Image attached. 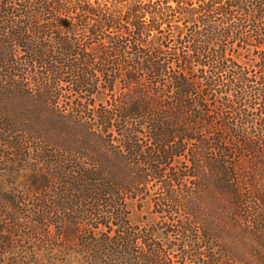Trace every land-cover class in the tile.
<instances>
[{
  "label": "trees",
  "instance_id": "trees-1",
  "mask_svg": "<svg viewBox=\"0 0 264 264\" xmlns=\"http://www.w3.org/2000/svg\"><path fill=\"white\" fill-rule=\"evenodd\" d=\"M113 26L133 37L106 48ZM99 55L125 70L127 94L111 111L57 112L51 62L81 64L78 91ZM0 145V215L16 225L26 187L56 180L55 207L80 218L50 237L40 203L22 245L0 226V264H175L174 251L185 262V240L169 242L179 228L209 246L194 264H264V0H0ZM151 178L165 192L158 213L169 203L192 220L142 237L125 197Z\"/></svg>",
  "mask_w": 264,
  "mask_h": 264
},
{
  "label": "rangeland",
  "instance_id": "rangeland-1",
  "mask_svg": "<svg viewBox=\"0 0 264 264\" xmlns=\"http://www.w3.org/2000/svg\"><path fill=\"white\" fill-rule=\"evenodd\" d=\"M122 34L125 39L127 38L131 39L133 37V31L132 29H130V27L124 28L122 31L119 29L118 26L117 27L113 26L108 28L105 31V33H103V35L101 36V39L105 43L104 46L108 48L109 38L114 39L116 37L121 36ZM163 39H164L163 50L167 51L168 53L172 52V50L174 51L176 42L172 38V34H170L168 28L164 29ZM86 45L87 44H85L84 42H81V44L78 47L81 50H83V46ZM92 47L93 45L90 46L87 50V52L90 53V55H91V49L94 48ZM58 57L60 56L55 57L54 61L51 63L56 62V65L59 68V72L62 73L60 79H58L57 77L56 79H54L53 77H47L48 83L53 84V87L55 89L52 96H53V100L56 103L55 106L57 112L63 115L74 113L73 115L74 116L76 115L78 117L81 112H84L83 110H79L76 107L77 104L80 102L88 104L89 109L91 111L93 109L96 110L101 108L106 109L107 111H111L112 109L115 108V106L118 105L120 99L127 94L129 89L125 84V70L122 69V67H117L116 64L114 65L115 60L110 58L109 56L107 55L104 56L103 60L99 58L100 55L98 57L95 56L96 58H94L89 62L88 69H91L90 70L91 72L86 73L85 71V74L86 75L88 74L89 76V78H87L89 79L88 85L84 86L81 90L78 91H76L74 86L76 85L78 78L83 74L79 71L82 68L81 64L80 66L75 67V70L74 69L71 70L67 67V64L63 63L65 62L63 58L61 60V58ZM78 63L79 61L74 60L75 65H77ZM120 69L121 72H119ZM84 116L85 114L83 113L82 117ZM114 135L117 134L114 133ZM141 139L143 140V143L148 141L146 136H142ZM26 143L31 148L28 153H30V159L32 160L33 163L32 167H34V169L36 170L38 169L41 170L42 169L41 165L38 166L37 154H34L32 152L34 148L38 146V141L30 140L27 141ZM0 151H3L1 145H0ZM27 157L29 158L28 155ZM47 159L50 163H52V171L55 170L56 169V165H54L55 161L52 160L51 158H47ZM46 171H42V172L44 173ZM37 172L40 173L41 171L38 170ZM175 186L178 189L180 187L177 184ZM26 188H27L26 189L27 192L23 197V200L21 201V207H20L21 209L20 212H22V215L19 216L20 218L19 221L16 222V225H12L10 221H7L8 219H5L3 215H0V222H1L0 226L4 227L6 231H9L10 233L9 236L11 240L14 241L11 243V248H13V246L16 247L19 244L22 245L21 243L25 242L21 238V236H23V234L24 236L29 234L28 227H31L33 225L32 222L34 221V219H36V215H38V211H37L39 208L38 205L40 203L41 204L46 203V205L51 209L50 214L48 215V220L50 223L48 231L50 237L59 236L61 230L58 221L60 220V218L69 217L72 218V220L74 219L73 220L74 222H77L78 219L80 220L77 213H75V208L73 209L74 212L64 213L63 211L55 207L56 203H59L62 197V195L58 196L57 194L63 193V191L65 190L64 183L62 181L53 180L50 184H48L46 183V181L41 180L40 183H37L34 186L32 185L27 186ZM164 197H165V192L163 189L162 182L154 178L150 179L149 183L143 188L142 191L137 190L134 193L128 194V196L125 197V203L133 206L131 208L134 218L140 224L139 226V233L141 234L140 236L143 237L144 231H147L148 228L155 227L156 225L160 226L158 228L162 230L166 225L165 223L167 224L174 223L175 226L177 224L182 226L181 223L185 224L187 222H191L192 217H190L186 211H184L181 207H173V206L171 207L169 203H168L169 206L166 205L165 208L162 210L164 211L163 213L162 212L158 213L159 209L158 210L156 209L157 207L156 205H158L159 203H164L163 201ZM87 204L88 203L84 205ZM80 209H81L80 206L76 207V211L77 210L80 211ZM40 210H42V207ZM43 210L44 212H47L48 208L46 210L43 208ZM170 215L172 216L171 218ZM192 222L194 223V221ZM193 227H195L194 229L197 230V225H195V223ZM114 229H116V227H114ZM102 230L103 228H101L99 231ZM181 231L182 230L179 228V229H175L174 232L170 233L169 242L171 241L172 243L176 241L177 243H180L181 241L185 240L186 242L185 252L187 253L186 254L187 258H189L190 260L187 259L185 262H177L180 261L179 259L181 257V253L177 251H174L172 258L174 257L175 264H180V263L194 264L195 262L193 261L198 259V254L204 253L207 250H209V246L208 245L205 246L203 241L200 239L202 236L201 231H199L196 238L191 237L196 240L194 244H192L191 241L187 239V236L189 235L190 237L191 235L189 231L186 232V235L184 234L182 235ZM40 241L43 242L42 239Z\"/></svg>",
  "mask_w": 264,
  "mask_h": 264
}]
</instances>
